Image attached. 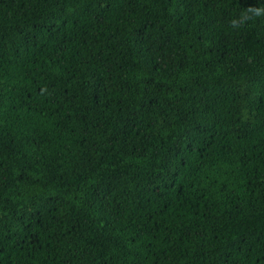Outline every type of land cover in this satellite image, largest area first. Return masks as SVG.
Segmentation results:
<instances>
[{
    "label": "trees",
    "instance_id": "obj_1",
    "mask_svg": "<svg viewBox=\"0 0 264 264\" xmlns=\"http://www.w3.org/2000/svg\"><path fill=\"white\" fill-rule=\"evenodd\" d=\"M0 264H264V0H0Z\"/></svg>",
    "mask_w": 264,
    "mask_h": 264
},
{
    "label": "clouds",
    "instance_id": "obj_2",
    "mask_svg": "<svg viewBox=\"0 0 264 264\" xmlns=\"http://www.w3.org/2000/svg\"><path fill=\"white\" fill-rule=\"evenodd\" d=\"M248 12L253 13L254 15H257V16L261 14L260 9H255V10L249 9ZM247 18H248V15L246 13H242L240 16L231 19L230 26L233 29H238L243 24L244 20Z\"/></svg>",
    "mask_w": 264,
    "mask_h": 264
}]
</instances>
